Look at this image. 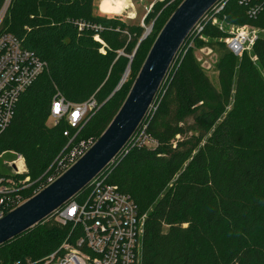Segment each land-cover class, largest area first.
Wrapping results in <instances>:
<instances>
[{
  "label": "trees",
  "instance_id": "obj_1",
  "mask_svg": "<svg viewBox=\"0 0 264 264\" xmlns=\"http://www.w3.org/2000/svg\"><path fill=\"white\" fill-rule=\"evenodd\" d=\"M183 1L154 6L155 26ZM240 2L221 0L201 20L152 110L103 172L146 216L141 264H264V38L252 56H237L227 47V33L213 25L264 30V11L250 18ZM6 7L0 35H13L46 65L0 134V166L18 154L27 168L14 176L1 167L0 187L8 192L0 195V209L14 211L103 136L129 95L130 84L118 89L122 79L128 68L131 76L139 72L151 47L147 38L140 43L145 29L137 19L103 14L99 0H0V14ZM205 47L218 58L216 84L197 57ZM93 97L99 109L79 128L64 119L49 125L56 99L82 104ZM89 196L87 188L74 200ZM71 231L49 217L0 246V264H43Z\"/></svg>",
  "mask_w": 264,
  "mask_h": 264
},
{
  "label": "built area",
  "instance_id": "obj_2",
  "mask_svg": "<svg viewBox=\"0 0 264 264\" xmlns=\"http://www.w3.org/2000/svg\"><path fill=\"white\" fill-rule=\"evenodd\" d=\"M240 5L249 8L250 18L264 11V0H241ZM6 8L0 14V26ZM213 25L227 33V47L237 56L251 54L259 40L258 29L247 25H227L216 20ZM45 70L46 65L33 52L24 49L16 37L0 35V134L12 123L21 95ZM98 109L94 97L82 104L56 99L51 109V126L64 119L71 129H77ZM65 136H69L68 131ZM1 167L14 176L27 171L25 159L18 154L16 160L2 162L0 174ZM3 179L0 175V185ZM107 179L108 176L102 172L87 187L90 188V196L86 200L73 199L51 216L61 226H72V231L61 247L42 261L43 264H141L146 216L140 214L129 195ZM7 192L5 186L0 187V195ZM5 211L0 209V220L6 216ZM14 264L33 263L25 260Z\"/></svg>",
  "mask_w": 264,
  "mask_h": 264
},
{
  "label": "water",
  "instance_id": "obj_3",
  "mask_svg": "<svg viewBox=\"0 0 264 264\" xmlns=\"http://www.w3.org/2000/svg\"><path fill=\"white\" fill-rule=\"evenodd\" d=\"M220 1L186 0L178 8L159 35L131 93L109 128L60 178L0 220V246L51 217L122 154L150 113L182 46ZM146 37L143 36L140 43ZM124 78L118 89L125 82Z\"/></svg>",
  "mask_w": 264,
  "mask_h": 264
},
{
  "label": "rangeland",
  "instance_id": "obj_4",
  "mask_svg": "<svg viewBox=\"0 0 264 264\" xmlns=\"http://www.w3.org/2000/svg\"><path fill=\"white\" fill-rule=\"evenodd\" d=\"M103 1L104 0H99V11L100 12H101V4H102ZM130 1L133 4V7L131 9H129L128 11H126L125 13H123L121 15H119V14H112V15H118V16H120L122 18L130 19V20L137 19L136 21H138L141 24V26L145 29L144 36L147 35L146 38L148 40L149 47H151V49L149 51V54H150V52H151L155 42L157 41L159 35L164 30V28L166 27V25L168 24V22L170 21V19L172 18L173 15L171 16V18L169 20L166 19V20L162 21L159 25L157 24L155 26V22L158 19L159 15L158 14L155 15L156 11H155L154 6L163 4L167 0H130ZM185 1L186 0H184L183 3ZM96 13L97 14H101L102 12L101 13L96 12ZM145 18H148V20H149L148 23L144 22ZM3 19H4V17H3ZM227 29H228V27H227ZM258 36H259V38H264V30L258 29ZM252 53L250 54V56H252ZM149 54H148V56H149ZM148 56H147V58H148ZM197 57H198L199 61L202 63L203 67L208 71L209 76L211 77L212 81L216 84L217 83V74L214 71V65L216 64L217 59H218L217 55L213 54L212 50H210L209 48L205 47V48L200 49L199 52H197ZM147 58H146V60H147ZM146 60L144 61L141 69L139 70V72L135 71L136 74H134V76L130 75L131 69L128 68V71H127L128 72V76H127L125 82L123 83V85H125V86L130 84L127 94L131 93V90H132V88H133V86H134V84H135V82H136V80H137V78H138V76H139V74H140L145 62H146ZM132 77H134V79ZM123 85L121 86V88L123 87ZM128 96H127V98H128ZM126 100H125V102H126ZM125 102L123 103V105L125 104ZM123 105H122V107H123ZM189 122H192V120H189ZM49 125L50 126L52 125V120H49ZM138 141H139V135H137L136 138H135V142H138ZM92 142H93V140H90V143L87 144V145L81 143L82 144L81 146L84 149V151L82 153H79L77 155V157H75V158L76 159L80 158L81 155H83L84 152L89 149L90 145L93 144ZM76 152H78V151H76ZM19 165H21V164H19ZM26 170H27V168H26ZM28 182L29 181H23L22 184L23 185H27V187H28L29 186ZM26 202H24V203H26ZM24 203H22L21 205H23ZM8 210L9 211H5L4 214L8 215L11 212H13V210H11L9 208H8Z\"/></svg>",
  "mask_w": 264,
  "mask_h": 264
},
{
  "label": "bare ground",
  "instance_id": "obj_5",
  "mask_svg": "<svg viewBox=\"0 0 264 264\" xmlns=\"http://www.w3.org/2000/svg\"><path fill=\"white\" fill-rule=\"evenodd\" d=\"M133 7L130 0H104L101 4V12L104 14H123ZM128 15V14H127ZM134 17V16H133ZM128 76L125 75L124 81Z\"/></svg>",
  "mask_w": 264,
  "mask_h": 264
}]
</instances>
